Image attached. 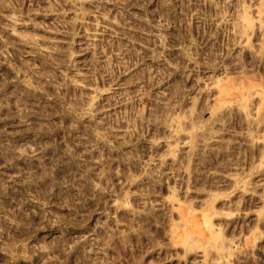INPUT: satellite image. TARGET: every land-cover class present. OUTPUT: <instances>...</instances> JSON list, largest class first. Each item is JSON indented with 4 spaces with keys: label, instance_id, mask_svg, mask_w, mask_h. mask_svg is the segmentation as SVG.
Instances as JSON below:
<instances>
[{
    "label": "rangeland",
    "instance_id": "rangeland-1",
    "mask_svg": "<svg viewBox=\"0 0 264 264\" xmlns=\"http://www.w3.org/2000/svg\"><path fill=\"white\" fill-rule=\"evenodd\" d=\"M258 116L264 0H0V264H264Z\"/></svg>",
    "mask_w": 264,
    "mask_h": 264
},
{
    "label": "bare ground",
    "instance_id": "bare-ground-1",
    "mask_svg": "<svg viewBox=\"0 0 264 264\" xmlns=\"http://www.w3.org/2000/svg\"><path fill=\"white\" fill-rule=\"evenodd\" d=\"M221 87H223V86H221ZM222 89V88H221ZM220 89V91H224V89L223 90H221ZM227 89H230V88H227ZM226 89V90H227ZM248 101H250V103L248 102ZM241 103V104H240ZM238 105H240V107H241V109H239V110H241L242 111V113L245 115V119H246V116H248V111H249V108H248V106H249V104H251L252 102H251V100H247V99H245V101H243V102H240ZM222 107V106H221ZM224 107V106H223ZM250 107V106H249ZM218 108H220V105L218 104ZM230 108V107H229ZM228 108V109H229ZM238 108H239V106H238ZM251 108V107H250ZM230 109H234V108H230ZM244 111H243V110ZM229 111V110H228ZM222 112H223V110H222ZM250 112V111H249ZM231 113V112H230ZM235 113V112H234ZM239 113V112H238ZM232 114H233V112H232ZM240 115V114H239ZM260 116V115H259ZM257 117L256 118V123H254L253 121H252V123H254L255 125H254V127H256L257 128V126L259 127V124L257 125V123H259L260 121H262V122H260V123H262L263 125H264V117ZM191 118V117H190ZM188 119V124H187V126L188 125H193V126H195L194 124L196 123V122H201L200 120H198L199 119V116H198V114H196L195 116H193V118L192 119ZM213 120H216V119H214L213 117L211 118V120H207L208 122H206L205 121V125H203L202 123H201V125H203V127L202 128H204V126H207V128L206 129H208V126H210L212 123H213ZM220 120V119H219ZM251 120L252 119H248V117H247V122L248 123H251ZM203 122V121H202ZM186 123V122H185ZM246 123V122H245ZM246 125H248V124H246ZM262 125V126H263ZM185 127V125L183 124V123H179L178 125H177V128L179 127ZM189 126V127H190ZM196 126H198V125H196ZM249 126H250V124H249ZM252 126H253V124H252ZM211 127V126H210ZM210 127H209V129H210ZM251 127V126H250ZM253 127V128H254ZM260 127H261V124H260ZM197 128V127H196ZM200 128V127H199ZM264 128V127H263ZM205 129V128H204ZM205 129V130H206ZM208 129V130H209ZM205 130H204V133H205ZM208 130L206 131V132H208ZM201 131H203V130H201ZM209 132H210V130H209ZM204 133H201V134H199V132H198V134H191V136H190V138H191V142H190V144H192V146H191V150H190V155H193V154H195L197 151H198V148L196 149V141H197V138H199V136H202V134H204ZM211 133V132H210ZM199 141V140H198ZM197 141V142H198ZM195 150H196V152H195ZM264 152V151H263ZM172 153V152H171ZM173 155H174V153H173ZM195 156V155H194ZM186 157V156H185ZM188 157V156H187ZM131 159V158H130ZM189 158H187V160H188ZM189 161H190V159H189ZM136 165V164H135ZM135 165H134V168H135ZM136 167H138V166H136ZM149 172V171H148ZM49 178V177H48ZM52 178L50 177V179H48V182H46V181H44L43 182V186H45V188L46 187H52V184L53 183H51V180ZM242 183H245V182H242ZM48 188V189H49ZM216 197V195H214V197L213 198H215ZM212 207V206H211ZM211 215L210 214H205L204 216H203V219H204V221H205V223H210V220H211ZM212 235L214 236V238H216V240H218L219 239V243H217V246H216V248H215V257H216V261H218L220 258L222 259V258H226V257H229V256H231L232 255V253H231V251H230V246L228 245V242H227V240H224V238H223V229L222 228H216V229H213V232H212ZM218 264H220V263H218Z\"/></svg>",
    "mask_w": 264,
    "mask_h": 264
}]
</instances>
